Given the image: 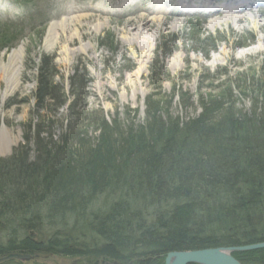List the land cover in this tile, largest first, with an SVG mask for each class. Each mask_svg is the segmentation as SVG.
<instances>
[{"label":"trees","instance_id":"16d2710c","mask_svg":"<svg viewBox=\"0 0 264 264\" xmlns=\"http://www.w3.org/2000/svg\"><path fill=\"white\" fill-rule=\"evenodd\" d=\"M14 46L0 34V54ZM43 61L39 101L62 108L67 99L51 93L58 73ZM77 79L69 132L55 142L38 131L33 156L21 145L0 158V257L165 264L173 252L264 243V86L249 110L201 98L192 117L176 115L156 93L137 124L129 114L107 121L78 112L75 89L89 93L88 81ZM106 194L118 197L91 210ZM233 256L264 264V249Z\"/></svg>","mask_w":264,"mask_h":264},{"label":"rangeland","instance_id":"374dc122","mask_svg":"<svg viewBox=\"0 0 264 264\" xmlns=\"http://www.w3.org/2000/svg\"><path fill=\"white\" fill-rule=\"evenodd\" d=\"M133 2L135 4L127 0H0V34L15 45L9 51H2L0 66L13 49L22 47L25 51L19 87L8 93L6 80L0 82V158L7 159L21 145L27 146L33 156L38 131L45 138L53 134L55 142L61 134L69 132V107L75 100L70 79L74 76L88 81L89 93L86 98L81 90L75 89L80 104L76 110L81 113L85 109L90 112L89 117L104 116L107 121L117 114L120 119L129 114L130 121L142 124L147 99L156 93L162 94L159 100L171 104L173 112L183 117L200 114L201 98L205 101L224 98L242 110H249L254 100H259L264 86V0ZM249 3H252L250 10L242 9L239 14L249 16L254 12L259 22L257 28L251 20L213 28L212 22L229 14H215V11L224 10L230 4L242 8ZM190 9L196 11L190 12ZM142 15L149 19L160 17L164 21L154 23L153 29L145 34L147 38H155V47L140 80L134 81L132 76L142 61L141 49L131 48L123 35L128 33L135 37L134 24ZM66 20L72 21V29L66 34L59 29V40L49 48L45 40L49 28ZM98 21L106 22L107 27L96 34L93 28ZM175 24L179 27L174 29ZM77 29L78 37L71 38ZM67 45L70 52L66 58L63 48ZM177 54L181 55V61H176ZM44 58L49 63L48 69L52 61L58 73L51 93L55 97L62 94L68 101L59 109L52 103L39 101L37 82ZM82 105H86L85 108ZM79 123L73 120V125L81 132L84 125ZM4 128L11 138L18 140L16 145L9 147L1 135ZM117 197L101 196L92 203L91 210L103 209ZM0 264L80 263L68 257L33 255L30 260Z\"/></svg>","mask_w":264,"mask_h":264},{"label":"bare ground","instance_id":"6f19581e","mask_svg":"<svg viewBox=\"0 0 264 264\" xmlns=\"http://www.w3.org/2000/svg\"><path fill=\"white\" fill-rule=\"evenodd\" d=\"M163 1V0H162ZM252 3L246 4L244 6H242V8H238L235 7L234 5L230 4L228 5L224 10H217L214 13L215 14H221V13H229L228 15L224 16L223 18H218L217 20H215V22H212V26L213 28H217V26L221 27V26H225V25H229L231 23L235 24V25H239L240 22L242 21H246V20H251V22L253 23V26L255 28H257L259 25L258 19H257V15L254 12H251L250 15H242L239 14L241 13L242 9L244 10H250ZM155 12H160L159 9H154ZM190 12H194L196 10L194 9H190L188 10ZM213 10H210V12ZM231 13V14H230ZM137 23L134 24L135 25V37H131L128 36V33L124 34V40L125 42L133 49L136 50V47L138 46L139 49H141V57H142V61L139 63V69L135 72V74H133V79L134 81H139L140 77L142 76V74L144 73L145 70V66L148 63V61L151 59V55L154 51V41L155 38H147L146 37V33H149L153 27H154V23H159L162 24L163 23V19L160 17H156L153 16L151 19L147 18L146 16L142 15V17H139L137 19ZM72 21L66 20L62 23H55L53 24L48 31V35L46 37V43L47 46L49 48H52L55 46V44L57 43V41L59 40L60 37V33H59V29L62 31V33L64 32L65 34L67 32H69L73 27L72 26ZM107 27V23L106 22H101L98 21V24L94 26L93 30L96 34H98L102 29ZM179 27V24H175L174 25V29ZM79 34V29H77L76 31H74L73 34H71V38L72 37H78ZM69 46H64L63 50L65 52L66 58L70 52V49H68ZM261 49V47H260ZM82 50H84L82 48ZM24 53L25 51H23V48L20 47L18 49H13L12 53L9 55L8 59L6 62H4L3 64H1L0 66V82L5 79L6 80V85H7V91L8 93H12L15 91V89H17L19 87V78H20V74L22 71V64H23V58H24ZM176 61H181V55L177 54L176 57ZM65 62H68L67 60H65ZM177 62L175 63V65H177ZM133 79H131V81H133ZM6 95V94H5ZM1 135L4 137V139H6L8 141V145L9 147H12L14 145L17 144V141L15 138H11L10 132L7 130V128L2 129L1 131Z\"/></svg>","mask_w":264,"mask_h":264},{"label":"water","instance_id":"95a60500","mask_svg":"<svg viewBox=\"0 0 264 264\" xmlns=\"http://www.w3.org/2000/svg\"><path fill=\"white\" fill-rule=\"evenodd\" d=\"M264 249V243L249 245L238 248H217L184 252H173L165 259V264H242L233 254L238 252L260 251ZM31 256L11 253V255L0 257V263L11 260H30ZM111 264V263H109ZM112 264H117L116 262Z\"/></svg>","mask_w":264,"mask_h":264}]
</instances>
